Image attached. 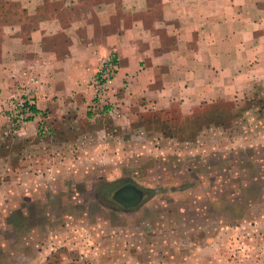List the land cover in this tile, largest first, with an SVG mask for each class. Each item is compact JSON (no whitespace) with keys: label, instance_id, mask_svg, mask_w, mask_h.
Segmentation results:
<instances>
[{"label":"rangeland","instance_id":"rangeland-1","mask_svg":"<svg viewBox=\"0 0 264 264\" xmlns=\"http://www.w3.org/2000/svg\"><path fill=\"white\" fill-rule=\"evenodd\" d=\"M16 7L0 0L3 18ZM29 90L12 95L35 105ZM255 98L221 102L223 117L154 112L127 128L115 106L81 131L40 116L34 137L19 134L35 115L6 113L0 264H264V90ZM124 183L154 196L123 209L108 192Z\"/></svg>","mask_w":264,"mask_h":264},{"label":"crops","instance_id":"crops-1","mask_svg":"<svg viewBox=\"0 0 264 264\" xmlns=\"http://www.w3.org/2000/svg\"><path fill=\"white\" fill-rule=\"evenodd\" d=\"M9 1L17 7L0 13V133L18 87L30 89L38 111L22 137L38 135L40 116L57 120L50 129L80 131L109 117L90 106L111 57V119L122 128L154 112L225 116L216 105L264 90V0H90L85 10L83 0Z\"/></svg>","mask_w":264,"mask_h":264},{"label":"built area","instance_id":"built-area-1","mask_svg":"<svg viewBox=\"0 0 264 264\" xmlns=\"http://www.w3.org/2000/svg\"><path fill=\"white\" fill-rule=\"evenodd\" d=\"M118 73V65L116 59L111 57L106 61L92 82L94 87V99L91 104L92 112L95 116L101 114H109L110 107V84L116 79ZM33 105L29 102L25 92L14 93L8 102H6V113L10 121L15 123L25 122L30 116H34L30 108Z\"/></svg>","mask_w":264,"mask_h":264},{"label":"trees","instance_id":"trees-1","mask_svg":"<svg viewBox=\"0 0 264 264\" xmlns=\"http://www.w3.org/2000/svg\"><path fill=\"white\" fill-rule=\"evenodd\" d=\"M253 102H256V101L253 100ZM30 110L32 111V113L34 115H38V111L36 110L35 105H33L30 108ZM217 116H220V115H217ZM221 117H223V116H221ZM141 193L143 194V196H145L144 198L142 197ZM144 193L146 195H144ZM130 194H131V196L138 197V195H139L141 197L140 200L137 199L136 201L134 200L131 203L133 206H128V203L125 202V199ZM153 196H154V191L153 190H149V189H146V188H142V187H140V186H138L137 184H134V183H124V184L118 185L114 189H112V190H110L108 192V199L112 203L116 204L117 206L123 207V209H126V210H132L133 208L140 207L143 203H145L146 201H148L149 199H151ZM130 199L131 198H129L128 200H130ZM53 255L54 254H52L51 257H49L47 259L48 260V263L47 264H54V263H52V260H51L52 257H53Z\"/></svg>","mask_w":264,"mask_h":264},{"label":"flooded vegetation","instance_id":"flooded-vegetation-1","mask_svg":"<svg viewBox=\"0 0 264 264\" xmlns=\"http://www.w3.org/2000/svg\"><path fill=\"white\" fill-rule=\"evenodd\" d=\"M134 195V194H133ZM129 198H131L130 200H128ZM137 199H141V197L138 195V197H135V196H131V194L125 199V202H127L128 203V206H133L131 203L135 200H137Z\"/></svg>","mask_w":264,"mask_h":264}]
</instances>
